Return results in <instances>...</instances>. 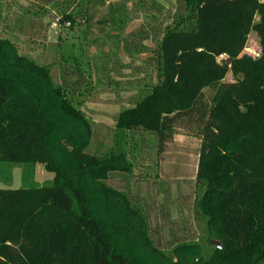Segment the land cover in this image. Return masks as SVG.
<instances>
[{"label":"trees","instance_id":"trees-1","mask_svg":"<svg viewBox=\"0 0 264 264\" xmlns=\"http://www.w3.org/2000/svg\"><path fill=\"white\" fill-rule=\"evenodd\" d=\"M180 1L158 44L156 84L120 113L103 158L87 153L94 125L50 69L0 38V163L54 174L50 186L0 190V264H264V0ZM80 14L66 11L61 24ZM252 32L256 59L242 55ZM186 127L202 141L198 207L221 245L210 258L190 243L167 255L131 198L107 184L133 173L131 136L154 135L163 153Z\"/></svg>","mask_w":264,"mask_h":264},{"label":"rangeland","instance_id":"rangeland-1","mask_svg":"<svg viewBox=\"0 0 264 264\" xmlns=\"http://www.w3.org/2000/svg\"><path fill=\"white\" fill-rule=\"evenodd\" d=\"M0 0V38L48 67L57 86L94 125L87 153L103 158L116 144L118 117L156 84L155 57L162 32L180 0ZM124 21L113 22L115 9ZM87 10V11H86ZM78 13L70 27L54 23L66 12ZM86 13V14H85ZM259 22V18L255 23ZM260 38L249 36L242 55L261 56ZM227 57L219 59L221 63ZM230 73L225 82H234ZM213 91L205 90L210 102ZM194 127L177 128L159 152L157 137L139 133L125 149L132 174L111 173L107 184L127 194L146 218L155 244L167 255L182 243L198 244L205 258L217 241L210 238L198 203L205 190L197 182L202 141ZM54 174L41 164L0 163V190L50 186Z\"/></svg>","mask_w":264,"mask_h":264},{"label":"built area","instance_id":"built-area-1","mask_svg":"<svg viewBox=\"0 0 264 264\" xmlns=\"http://www.w3.org/2000/svg\"><path fill=\"white\" fill-rule=\"evenodd\" d=\"M61 25H62V24H61V18H58V19L55 21L54 26L58 28V27H60ZM63 26L70 27V26H71V23L68 22V23H66V24L63 25Z\"/></svg>","mask_w":264,"mask_h":264},{"label":"water","instance_id":"water-1","mask_svg":"<svg viewBox=\"0 0 264 264\" xmlns=\"http://www.w3.org/2000/svg\"><path fill=\"white\" fill-rule=\"evenodd\" d=\"M217 247H218V248H221V245H220V244H217Z\"/></svg>","mask_w":264,"mask_h":264}]
</instances>
